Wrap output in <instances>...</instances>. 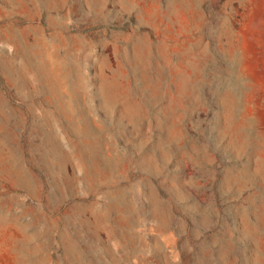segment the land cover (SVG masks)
<instances>
[{
  "label": "rangeland",
  "instance_id": "1",
  "mask_svg": "<svg viewBox=\"0 0 264 264\" xmlns=\"http://www.w3.org/2000/svg\"><path fill=\"white\" fill-rule=\"evenodd\" d=\"M0 264H264V0H0Z\"/></svg>",
  "mask_w": 264,
  "mask_h": 264
}]
</instances>
